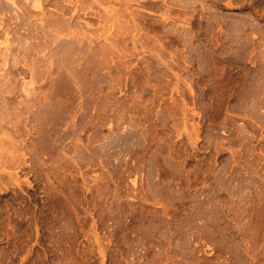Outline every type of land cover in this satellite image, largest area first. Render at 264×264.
Here are the masks:
<instances>
[{
  "label": "rangeland",
  "instance_id": "rangeland-1",
  "mask_svg": "<svg viewBox=\"0 0 264 264\" xmlns=\"http://www.w3.org/2000/svg\"><path fill=\"white\" fill-rule=\"evenodd\" d=\"M9 1L0 264H264V0Z\"/></svg>",
  "mask_w": 264,
  "mask_h": 264
},
{
  "label": "bare ground",
  "instance_id": "bare-ground-1",
  "mask_svg": "<svg viewBox=\"0 0 264 264\" xmlns=\"http://www.w3.org/2000/svg\"><path fill=\"white\" fill-rule=\"evenodd\" d=\"M15 1V0H14ZM28 1V0H27ZM30 2L29 3H24L25 5H26V8H27V10H29V12L28 13H32L33 15H34V12H35V15L34 16H36L37 15V13H43L44 14V12L42 11V10H44V7H42L43 5H46V4H53V5H58V7H60L59 9H60V13H58V14H56V16H57V18L60 20V18L62 19L63 18V16L65 15V13H66V10H68V7H66L65 6V8L63 7L64 6V4H60L59 3V1L60 0H29ZM63 1H65V0H63ZM67 1H69V0H67ZM72 1V0H71ZM83 2H81V4L82 5H84L83 3H87V1L85 2L84 0H82ZM99 1H100V3H103L102 1H104V0H90V2H89V0H88V5L86 4V6L84 5V6H80L79 5V3H78V0H76L75 2H66L65 1V3L68 5V4H72V6L70 5V7L73 9L72 11H74L72 14L73 15H75L76 16V14L78 13V11L79 12H83V13H85V10H87L88 12H89V14H91V12H90V9H92V8H94L95 6H96V8H98V7H100V3H99ZM16 2V1H15ZM108 2V1H107ZM9 3H10V5H12V7H14V2L13 1H9ZM17 3V2H16ZM20 3V2H19ZM64 3V2H63ZM78 3V4H77ZM109 3H110V1H109ZM92 5H95L94 7H92ZM20 6V5H19ZM47 6V5H46ZM69 6V5H68ZM102 6H104L103 4H102ZM22 7V6H21ZM69 7V8H70ZM20 8V7H19ZM43 8V9H42ZM67 8V9H66ZM70 8V9H71ZM95 8V9H96ZM15 9V8H14ZM42 9V10H41ZM94 9H92V11H93ZM97 10V9H96ZM98 10H100V9H98ZM104 10V9H103ZM41 11V12H40ZM21 12V11H20ZM23 12V11H22ZM58 12V11H57ZM94 12H95V10H94ZM93 12V13H94ZM104 12H105V10H104ZM56 13V12H55ZM55 13H53L54 15H55ZM69 13H71L70 11H69ZM21 14V13H20ZM43 14H41L42 16H43ZM80 14V13H79ZM97 14H99V11L97 12ZM107 14V13H106ZM23 15H25V14H23ZM45 15H46V13H45ZM66 15H67V13H66ZM66 15H65V20L64 19H62V20H64V21H66V20H68V19H66ZM69 15V14H68ZM72 15V16H73ZM93 15V14H92ZM94 15H96V14H94ZM38 16H40V15H38ZM26 17V16H25ZM37 17V16H36ZM45 17V16H44ZM69 17H71V15H69ZM35 18V17H34ZM43 18V17H42ZM40 19L41 21H43L44 20V24L43 23H40V28L42 29V28H46V27H51V28H53L54 26V24H55V22H54V24H53V22L52 21H47V22H45L46 20L43 18V19ZM56 18V19H57ZM74 18V17H73ZM25 19V18H24ZM54 20H55V18H53ZM71 19V18H70ZM27 20H29V19H27ZM53 20V21H54ZM61 20V21H62ZM30 21V20H29ZM56 21V20H55ZM67 22V21H66ZM53 24V25H52ZM11 25V24H10ZM51 25V26H50ZM8 26V25H7ZM6 26V27H7ZM53 26V27H52ZM49 30V29H48ZM9 31V30H8ZM50 31H51V29H50ZM74 32H71V34L75 37V39L76 38H78L79 37V35H78V33H75V30H73ZM52 32V31H51ZM5 33V32H4ZM44 33V32H43ZM48 34V33H47ZM44 35H45V33H44ZM48 36V35H47ZM47 36H44V37H47ZM48 40H50L49 38H47ZM6 48V47H5ZM7 50V49H6ZM1 51V50H0ZM1 53H2V51H1ZM5 55V54H4ZM3 56V55H2ZM2 56L0 57V59L2 58ZM4 57V56H3ZM6 57V56H5ZM3 59H5V58H3ZM2 59V62L4 63L5 62V60H3ZM6 62H7V60H6Z\"/></svg>",
  "mask_w": 264,
  "mask_h": 264
}]
</instances>
